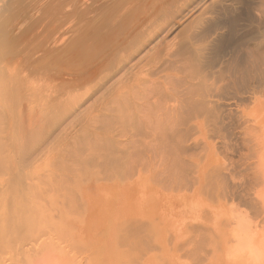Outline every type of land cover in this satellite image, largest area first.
I'll return each instance as SVG.
<instances>
[{"label": "rangeland", "instance_id": "obj_1", "mask_svg": "<svg viewBox=\"0 0 264 264\" xmlns=\"http://www.w3.org/2000/svg\"><path fill=\"white\" fill-rule=\"evenodd\" d=\"M0 16V28L5 30L0 37L6 36V40L0 38L1 80L12 73L26 76L27 83L40 86L38 90H44V96L48 93L54 103L69 105L68 117L65 113L64 121L60 120L59 136L54 134L56 140L47 146L49 154L46 147L37 166L45 168L46 173L51 168L57 170L60 180V173L65 176L70 169L77 173V168L86 163L89 169H96L92 172L98 170V178L103 179L105 171L109 177L108 173H113L111 168L121 161L122 168H137L129 182L140 183L136 188L152 197L153 202L162 201L159 204L164 206H155L157 241L163 242L164 250L157 244L155 249L159 251L152 249L147 251L148 255L145 252L137 264L150 259L153 264H228L229 257L246 252L251 258L242 264H264V0H0ZM105 74L110 75L108 82L103 81ZM120 75L125 77L121 79ZM151 85L158 90L153 91ZM88 87H94V92L91 89L90 97L82 101L80 96L79 100L78 94ZM101 88L106 94L102 95ZM68 99L79 100L73 101L79 105L72 104L70 109L71 104L64 102ZM77 106L79 110L75 109ZM85 108L88 112L81 111ZM120 108L122 115H117ZM101 112L103 115H99ZM101 141L96 150L95 145ZM42 164L46 166L43 168ZM3 172L0 213L7 198L4 189L8 176ZM164 193L165 197L168 194L166 199ZM174 201L176 205H189L187 208L191 205L189 213L184 209L185 215ZM168 205L170 210L164 209ZM31 247L26 248L34 249L37 245ZM55 249L38 250L24 264H57L62 254L58 255ZM72 255L67 251L65 256L70 264L89 262L83 259L79 263V254L74 258ZM153 255H157L156 261ZM0 264L14 263L4 254L0 255Z\"/></svg>", "mask_w": 264, "mask_h": 264}, {"label": "bare ground", "instance_id": "obj_2", "mask_svg": "<svg viewBox=\"0 0 264 264\" xmlns=\"http://www.w3.org/2000/svg\"><path fill=\"white\" fill-rule=\"evenodd\" d=\"M138 5H139V3H138ZM0 22H2V21H0ZM1 28H0V30H1ZM4 31L1 30L0 32L2 33ZM114 35H116V32ZM2 37L6 40V38H5L6 36H4V34L2 35ZM2 37H0L1 40H2ZM7 41H6V43H7ZM143 41H144V39H143ZM56 42H57V40H56ZM56 42H55V44H56ZM91 46L92 45L90 43L89 47L91 48ZM5 47H3V48L6 51ZM99 47L101 48V45ZM189 48H190V46H189ZM0 49H1V46H0ZM182 49H184V48H182ZM94 51L98 52V51H96V49H94ZM88 53H90V52L88 51ZM99 53H100V51H99ZM101 53H103V52H101ZM94 54L96 55L98 53H94ZM90 55H91V53H90ZM90 58L92 59L91 56H90ZM125 58H126V56H125ZM144 58H145V56H144ZM184 59H185V57H184ZM142 62H143V60H142ZM185 62H186V60H185ZM156 64H155V67H156ZM74 65L75 64H72V66H74ZM124 65H123V67H124ZM136 66H137V64L135 65V68H136ZM159 66H161V65H159ZM116 67H117V65H116ZM120 67H121V64H120ZM132 67H134V66H132ZM135 68H133V69H135ZM164 68H162V69H164ZM120 69H122V68H120ZM129 69H130V71L132 70L131 68H129ZM0 71H1V69H0ZM2 71H4V70L2 69ZM8 71H9V69H8ZM10 71H11V69H10ZM127 71H128V69H127ZM165 71H166V69H165ZM116 72H118V70ZM125 72L126 71H124V74H126ZM14 73H16V72H14ZM128 73H129V71H128ZM128 73H127V75H128ZM19 74H21V73H19ZM108 74H110V73H108ZM108 74H105L106 77L103 78V81L105 79L108 82L107 78H108V76H110ZM13 75H14V77H12ZM156 75H158V73H156ZM159 75H160V73H159ZM2 76H3V74L0 72V171L2 170V172H3L5 170V172L7 174L6 176H8V177L7 178L4 177V180L6 178L5 189H4L6 194L4 196L7 195L6 196L7 198L6 199L4 198L5 200L3 199L4 200V203L2 205V210H3L2 212L3 213L2 212L0 213L1 214L0 216H2L0 218V255H4V254L9 255V260L12 261V263H14V264H24L28 260H30V257L32 258L33 253H37L38 250H41V249L43 250V248H49L51 250V247H53V249H55V248L58 249V250L55 249L56 253L58 252V255L61 256V254H62V258L59 260V262L57 264H70L69 263L70 261L66 260L67 258L65 257L67 254V251L70 253H73L72 258H74V255L77 256L79 254V256H78V257H80V261L78 260L79 263L82 262V260L84 259L86 262L89 261L88 264H137V261L141 258V255L144 254L145 252L148 251L150 253V250H152V249H154L155 251H159V250L155 249L156 245L158 243H160V241L159 242L157 241V236H159V235L157 233L158 229H157L156 212H158V211H156L157 209L155 206L158 202L156 200H155L156 202H153L154 200H152V197H151V199L148 198V196L146 195V193L144 194V191L142 189L140 190V189L136 188V187H140V183L129 182V180H131L134 177V175L136 174L137 168L136 169L126 168V167L122 168V166L119 165V162H121V161H117L118 164L115 163L114 164L115 166H113L114 168L113 167L111 168L113 173L111 174V173L107 172L109 174V177H107L106 171H105V176L102 179L103 176L101 178H98V176L100 177L98 170H97L98 175H97V173H95L96 169L95 170L93 169L95 172H92L93 171L92 168H94V167L91 168V166H93V164L91 166L89 165V167L91 168V169H89L88 167H86L87 164L84 162L85 166L83 165L84 167H81V169L77 168V170H78L77 173H75L76 170H75V172L73 171L74 169L73 170L70 169V171L67 170L68 172L65 170H61V171H65L66 173L64 174L65 176L61 175L64 172L59 174V176L62 177V178L59 177L60 180L57 178L58 177V174H57L58 172H56L57 170L53 171L52 168L50 170H48L47 173H49V171H53V174H52V172H50V175L49 174L46 175L47 173L44 172L46 170L44 168L46 166V164L44 166L42 164V167L44 168V170H42V168L39 167L40 166L39 165L40 164L39 163V161H40L39 156H40V154H42L43 150L45 151L46 149H47L46 152H48V154H49L48 150L50 147V143L54 139L56 140V138H53L54 134H56V132H57L56 136H59L58 135V132H59L58 129H59L60 120L61 121L63 120L62 116L68 110L69 105H67L66 102L67 101L69 102V99L64 101L66 103L65 105H67L68 107L64 106V105L62 107L61 103H59L58 101H57V103H54L55 101H53V99H50L48 97V93L45 94V96H44V94L42 93V91H44V90H42L41 92L38 90L40 88V86L38 88H36L37 87L36 85H35L36 87L33 86L34 83L33 84L27 83L26 82L27 81L26 76L16 75V74L12 73V74H10V76L7 79H5L3 77L4 80H1ZM102 77H104V76H102ZM122 77H125V75H123V76L120 75L121 79H123ZM138 77H139V75H138ZM165 77H166V75H165ZM99 78L102 79L100 76H99ZM111 78H112V76H111ZM118 78L119 77L117 76L116 79H118ZM38 79H40V78H38ZM100 79L98 81L101 82ZM40 80L42 81V79H40ZM149 80H151V79L149 78ZM157 80H158V78H157ZM180 80H181V78H180ZM136 81L137 80H135V82ZM152 81H153V79H152ZM163 82H165V81H163ZM96 83H97V81H96ZM154 83H155V81H154ZM36 84H38V82H36ZM43 84H45V83H43ZM111 84H113V82ZM167 84H168V82H167ZM48 85H50V84H48ZM137 85H138V82H137ZM106 86L108 87V85H106ZM116 86H117V84H116ZM128 87L130 88V85ZM146 87L149 88L150 86L149 87L146 86ZM171 87H172V85H171ZM93 88L88 87V88H85L84 91L82 90L83 91L82 93H80V94L77 93L79 100H81V98L83 97L82 101H84L85 100L84 97H86V96L90 97L89 93H90L91 89L94 92ZM150 88L153 91L156 90V88L155 89L152 88V85ZM150 88H149V90H150ZM112 89L110 90V92L112 91ZM116 89H117V87H116ZM116 89H114V90L116 91ZM100 91L102 92V88L100 89ZM107 91H108V89H107ZM143 91H142V93H143ZM156 91H155V93H156ZM197 91H199V90H197ZM47 92L50 93L49 89L47 90ZM93 92H92V95L94 94ZM101 92H99V93H101ZM132 92H133V94H135L136 91H132ZM104 93H105V90H104V92H102V95H104ZM121 93H122V91H121ZM146 93H150V92H146ZM155 93H154V95H155ZM160 93H161V91H160ZM126 94L128 96V93H126ZM54 95L57 96L56 93ZM65 95L67 96V94H65ZM112 95H113V92H112ZM156 95H157V93H156ZM80 96H82V97L80 98ZM124 96L126 98V95H124ZM135 96H137V95H135ZM144 96L142 98L146 99V97H144ZM153 96H151V97L154 100ZM71 97H69V98H71ZM98 97L99 96L96 97V102H97ZM107 97H110V95ZM73 98H75V97H73ZM117 98L119 100V97H117ZM134 98L137 99L136 97H134ZM55 99H59V98L55 97ZM101 99L102 98H100V100ZM126 99H124V100H126ZM140 99H141V97H140ZM149 99H151V98H149ZM79 100L76 101V99H72V101L69 102V104H71L70 109H72V104H74L73 101L79 102ZM103 100L104 99H102V101ZM132 100H130V101H132ZM82 101L80 102L81 104H82ZM143 101H144V99H143ZM143 101H141V102H143ZM123 102L124 101H122V103ZM136 102H138V100ZM149 102L150 101H148V103ZM111 103L109 102L110 106H112ZM83 104H84V102H83ZM75 105H79V104L75 103L74 106ZM131 105H133V103H131ZM152 105L153 104H151V107H152ZM74 106H73V108H74ZM126 106H128V105H126ZM114 108H113V110L115 111L116 108L115 109ZM140 108H141V106H140ZM150 108H148V109H150ZM75 109L79 110L78 106ZM90 109H92V108H90ZM93 109H92V111H93ZM97 109H95V110H97ZM153 109H154V107H153ZM120 110L122 111L121 108L116 110L117 115H118V113L121 112ZM124 110H125V107H124ZM81 111L86 112L87 109L81 110ZM198 111H199V108H198ZM68 112H69V110H68ZM148 112H149V110H148ZM160 112H162V111L160 110ZM90 114L93 115V113H90ZM96 114H97V112H96ZM96 114H95V116H96ZM112 114H114V113H112ZM79 115H80V113H79ZM99 115H103L102 112ZM70 116H72V114ZM140 116H141V114H140ZM145 116L146 115H144V118H145ZM67 117H68V114H67ZM119 117H120V115H119ZM119 117H117V118H119ZM65 118H66V115H65ZM111 118H113V117H111ZM72 119H71V121H73ZM119 119H121V117ZM119 121L120 120H118V122ZM137 122H139V121L137 120ZM155 126H156V124H155ZM63 128H64V126H63ZM162 128H165V127H162ZM101 130H102V128H101ZM62 131H63V129H62ZM105 135L107 136V134H105ZM122 136H125V135L123 134ZM111 137H113V136H111ZM111 137H109V139H111ZM97 138H99V135ZM103 138H104V135H103ZM109 139H106V140L108 141ZM91 140H90V142H91ZM100 140H101V138H100ZM112 142L114 143V140ZM99 143H102V141L98 142V145H95L97 147L96 150H98ZM88 144H89V142H88ZM117 144L118 143H116L115 146H117ZM48 145H49V147H47ZM84 146L87 147L86 145H84ZM105 146H106L105 148L107 149L108 145L105 144ZM109 146H110V141H109ZM120 147H121V145H120ZM124 147H125V145H124ZM96 150L93 151L94 155H96L95 154ZM100 150H101V148H99V152L101 153ZM106 151L108 152V149L104 151L105 155L107 157ZM99 152H98V154H99ZM84 153L86 154V152H84ZM87 153H89V152H87ZM128 153H129V151H128ZM112 154H110V155H112ZM42 155H41V158H43ZM89 155H86L85 158L86 157H87L86 159H88V157L90 158ZM110 155H109V157H110ZM96 157H97V155H96ZM78 158H80V157H78ZM83 158H84V155H83L82 159L80 158L81 162H82ZM94 159H96V158H94ZM108 160H109V158H108ZM41 162H43V161H41ZM75 162H76V160H75ZM99 162H97V163H99ZM92 163H94V161H92ZM125 163H126V160H125ZM103 164H104V161H103ZM37 165H39V166H37ZM97 165H99V164H97ZM48 166L49 165H47V167ZM48 168H50V167H48ZM2 172H0V173L2 174ZM5 172H3V173L5 174ZM71 173H74L75 175L74 174L72 175ZM102 173H103V170H102ZM102 173H101V175H102ZM101 179H102L103 183L105 181V184H101L102 181H99ZM2 180L0 182H3ZM98 181H99L100 185H97ZM66 184L69 186V187L67 186L68 188L64 186ZM2 187L4 188V185H2L1 188ZM4 190L1 191V193L2 192L4 193ZM180 190H182V189H180ZM152 192H154V191H152ZM138 193L140 194V196H138ZM167 196H168V194H167ZM166 197H165V193H164L163 198L166 199ZM183 197H184V194H183ZM179 198H180V195L177 199L179 200ZM170 200H171V197H170ZM178 200H177V202H178ZM159 201H160V199H159ZM165 201L162 204H165ZM175 201H174V204L177 203ZM161 202H159V203L161 204ZM159 203H158L157 207L160 205ZM178 205H176V207H178ZM182 205H183V203L180 204V206L182 208L179 206L180 207L179 209H182V211H184V213H185L184 209H187L186 212L188 211V213H189L191 205L189 208H187L189 205H187V206H182ZM184 205H186V204H184ZM160 206H164V205H160ZM168 207H169V205H168ZM170 207L169 208L165 207L164 209L170 210ZM176 207L174 210H177ZM169 212H171V211H169ZM177 212L180 213V210ZM177 212H176V214H177ZM163 214H166L167 216H169V214H167V213H163ZM174 214H175V212H174ZM191 214H193V213L191 212ZM208 214H209V212H208ZM185 215H186V213H185ZM161 216H163V215H161ZM180 216H181V214H180ZM232 216H233V214H232ZM216 217H217V214H216ZM229 217H231V215ZM189 219L190 218H188V220ZM158 220H161V218L160 219L158 218ZM244 222H246V220H244ZM184 224L182 223V226ZM184 227L186 228L187 226H184ZM211 228H213V227H211ZM222 228L225 229V227H222ZM227 228H228V226H227ZM226 230H228V229H226ZM220 235H218V237H220ZM165 237H166V235H165ZM252 241H253V239H252ZM165 242L167 243V240ZM165 242H164V245H165ZM172 242H173V240H172ZM172 242H170V243L172 244ZM212 243H214L213 240H212ZM29 245H31L32 247L37 245V247H35L34 249L26 248ZM158 245L160 247H162L163 242H161V244H158ZM60 246H61V248H60ZM169 246H168V248H169ZM181 246H183V245H181ZM215 246L217 247V245H215ZM175 248H177V247L175 246ZM187 249L188 248H186V250ZM228 249H229V247H228ZM163 250H164V248H163ZM65 251H66V254H65ZM148 252L146 253L147 255L149 254ZM174 252H175V249H174ZM189 252H191V251H189ZM194 252H195V250H194ZM213 252H215V254H214V257H215L216 251L214 250ZM229 253H231V252H229ZM232 253H231V255H232ZM63 254H65V255L63 256ZM219 254H220V252H219ZM150 256H148V257H150ZM154 256H156L155 257V261H156L157 255H153L152 257L154 258ZM249 256H250L249 252H246L244 255H240V254L237 255L236 254V255H233L231 257L228 256L229 257L228 262H226V263H228V264H242V262L244 260H246L247 258H249ZM142 257L145 258L144 255ZM159 257H158V259H159ZM170 258H172V257H170ZM173 258L175 259V257H173ZM193 260H195V259H193ZM73 261H75V260H73ZM152 261L153 260H151V259L146 260L145 262L143 261V264H153L154 261L153 262ZM159 261H160V259H159ZM1 262H2V260H1ZM54 263L55 262H53V264Z\"/></svg>", "mask_w": 264, "mask_h": 264}]
</instances>
